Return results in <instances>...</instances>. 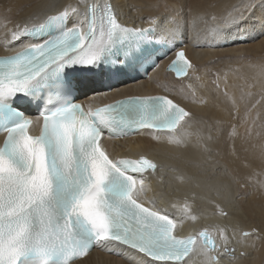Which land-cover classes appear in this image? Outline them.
<instances>
[{
    "label": "snow or ice",
    "instance_id": "6c2138e0",
    "mask_svg": "<svg viewBox=\"0 0 264 264\" xmlns=\"http://www.w3.org/2000/svg\"><path fill=\"white\" fill-rule=\"evenodd\" d=\"M258 4L264 0H250L214 26V36L238 27ZM170 23L153 16L149 27H136L121 23L112 0H77L39 22L8 29L3 46L9 54L0 56V264H81L93 248L138 255L139 264H188L194 251L207 264L235 259L225 228L176 235L182 219L146 198L145 177L157 164L142 154L113 157L103 144L105 131L109 138L148 134L180 144L192 120L188 110L168 96H128L96 106L72 98L77 84L69 70L117 63V57L156 67L149 46L159 42L158 31L168 40ZM193 68L182 49L168 66L178 78ZM31 104H43L34 118L19 107ZM182 213L197 219L190 205Z\"/></svg>",
    "mask_w": 264,
    "mask_h": 264
},
{
    "label": "bare ground",
    "instance_id": "6f19581e",
    "mask_svg": "<svg viewBox=\"0 0 264 264\" xmlns=\"http://www.w3.org/2000/svg\"><path fill=\"white\" fill-rule=\"evenodd\" d=\"M112 2L125 24L148 26L153 16L171 21L168 27L172 35L182 37L194 68L188 76L173 79L164 70V62L147 79L124 82L107 89L109 94L95 89L92 98L105 102L128 94L165 93L184 105L192 120L180 144L136 134L122 139L103 137L104 146L113 157L142 154L157 164L155 174L145 177L146 198L182 219L176 233L225 228L229 247L236 251L235 259L225 258L221 264H264V4H258L238 27L222 29L221 36H214L213 27L230 20L250 0ZM67 3L77 0H0V55L9 54L3 46L10 38L8 29L29 20L39 22ZM129 4L138 10H130ZM240 29L248 37L233 40ZM254 55V62L246 60ZM233 131L235 135H229ZM186 204L196 220L183 216ZM221 209L227 215H221ZM252 229L256 231L250 236H242ZM212 235L221 243L218 233ZM186 259L188 264H207L199 252ZM81 264H139V256L129 258L123 251L94 248Z\"/></svg>",
    "mask_w": 264,
    "mask_h": 264
},
{
    "label": "rangeland",
    "instance_id": "374dc122",
    "mask_svg": "<svg viewBox=\"0 0 264 264\" xmlns=\"http://www.w3.org/2000/svg\"><path fill=\"white\" fill-rule=\"evenodd\" d=\"M254 39V38H253ZM252 43H254V42H252ZM254 57V59L252 58V57H246V60H251L252 62H254L256 59L255 58H257L255 55L253 56ZM250 58V59H249Z\"/></svg>",
    "mask_w": 264,
    "mask_h": 264
}]
</instances>
